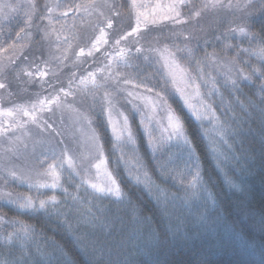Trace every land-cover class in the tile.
I'll return each instance as SVG.
<instances>
[{"label":"trees","instance_id":"1","mask_svg":"<svg viewBox=\"0 0 264 264\" xmlns=\"http://www.w3.org/2000/svg\"><path fill=\"white\" fill-rule=\"evenodd\" d=\"M178 4L0 0V264H264V0Z\"/></svg>","mask_w":264,"mask_h":264},{"label":"rangeland","instance_id":"2","mask_svg":"<svg viewBox=\"0 0 264 264\" xmlns=\"http://www.w3.org/2000/svg\"><path fill=\"white\" fill-rule=\"evenodd\" d=\"M139 10H140L139 16L142 20L158 19L169 15H175L178 12V0H140ZM62 34L66 35L63 31ZM110 84L111 82L107 85L106 90H108ZM121 89H122V84L115 85L113 89L114 92L112 95H117L121 91ZM190 100L191 98L189 99V101ZM172 124L176 128H179L177 127L179 126L178 122L174 117L172 118ZM177 133L178 130L169 131V135H173ZM86 135L88 140L93 139L96 142H99V137L95 132L94 128L87 127ZM23 138L24 137H21V139ZM11 139L17 140L19 138L14 136L5 137L2 134H0V174H3L5 178L17 177L20 170H22V167L20 166L19 157L13 158L12 160L5 159V150L6 147L10 143H12ZM78 152L79 155H83V154L89 155L91 154V149L87 147L85 150H79ZM66 161L68 166H70L71 168L75 167L74 164L75 157L73 159L72 155L69 152H66ZM172 166H173L172 167L173 171L181 180L186 181L192 178L191 176L193 169L191 168V165L187 160H181L180 157H177L173 161ZM25 175L30 179L31 175L28 172H26ZM51 175L53 174L51 173ZM87 182L91 184L90 186L93 189H98L102 192H106V191L115 192V190L118 189L117 184L112 180L111 176L109 175L108 169L106 168L103 162L97 165V177L95 179L89 178ZM44 184H47L46 186L51 188L56 187L55 181H52L50 183L44 182Z\"/></svg>","mask_w":264,"mask_h":264},{"label":"snow or ice","instance_id":"3","mask_svg":"<svg viewBox=\"0 0 264 264\" xmlns=\"http://www.w3.org/2000/svg\"><path fill=\"white\" fill-rule=\"evenodd\" d=\"M177 127H179V126H177ZM225 179H226V182L231 183V178L230 177H227L226 176ZM115 195L116 196H119L120 195V192H119L118 189L115 190ZM209 195H211V194H209Z\"/></svg>","mask_w":264,"mask_h":264}]
</instances>
